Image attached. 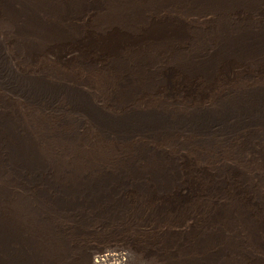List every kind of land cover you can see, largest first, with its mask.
I'll list each match as a JSON object with an SVG mask.
<instances>
[{
  "label": "rangeland",
  "instance_id": "rangeland-1",
  "mask_svg": "<svg viewBox=\"0 0 264 264\" xmlns=\"http://www.w3.org/2000/svg\"><path fill=\"white\" fill-rule=\"evenodd\" d=\"M12 1L0 29L17 45L19 66L88 88L110 109L183 110L264 86V0ZM124 58L137 65L141 92H115ZM172 66L206 79L192 72L187 92L148 82ZM8 108L59 181L116 168L149 145L183 162L189 188L174 198L135 184L58 202L0 164V213L26 228L13 264H94L107 253L120 259L100 264H264V122L115 139L63 100L39 106L0 86V110Z\"/></svg>",
  "mask_w": 264,
  "mask_h": 264
},
{
  "label": "bare ground",
  "instance_id": "bare-ground-1",
  "mask_svg": "<svg viewBox=\"0 0 264 264\" xmlns=\"http://www.w3.org/2000/svg\"><path fill=\"white\" fill-rule=\"evenodd\" d=\"M12 4V0H0V11ZM13 44L7 33L0 29L1 87L39 106H52L63 100L71 110L88 116L98 129L115 139H124L139 132L165 135L178 130L207 136L217 135L231 127L264 122V86L227 96L215 104H204L183 110L163 107L114 110L103 105L88 88L77 83L60 78H48L40 72L23 70L15 60V54L19 55V50L17 45ZM124 59L127 62L124 61V69L115 82V92L121 95L131 94L133 90L141 92L144 86L135 73L137 65ZM227 62L223 63L224 69L221 68L222 71L226 70L225 75L229 71ZM192 72L202 74L201 70L167 67L165 71L153 75L148 82L164 85L170 90L179 87L186 92L192 91L195 83L182 82L188 81L187 77H190ZM203 76L206 79V76ZM37 146L34 136L14 109L0 110V164L7 166L15 175L40 185L39 190L48 198L58 202L77 197L101 198L116 194L118 187L135 184L146 186L149 184L168 197L181 198L188 193L187 184L185 187L182 186L186 175L183 162L177 160V157L154 150L149 145L142 146L136 151L135 160L116 168L102 169L95 175L83 174L81 179L71 182L55 179L51 163ZM150 153L154 158H147L150 162L145 166L144 159ZM142 161L143 164L138 163ZM249 205L255 210L258 208L255 200L249 201ZM24 232L25 227L15 224L0 213V264H13L19 250L27 247V239L22 235ZM116 256L111 253L101 255L94 264L112 260L117 262L120 255L119 258ZM118 264L121 262L118 261Z\"/></svg>",
  "mask_w": 264,
  "mask_h": 264
}]
</instances>
